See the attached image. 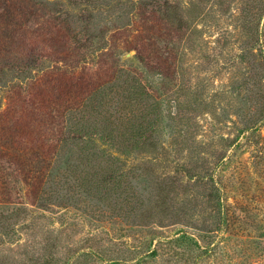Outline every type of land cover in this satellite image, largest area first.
Returning a JSON list of instances; mask_svg holds the SVG:
<instances>
[{"label":"rangeland","instance_id":"374dc122","mask_svg":"<svg viewBox=\"0 0 264 264\" xmlns=\"http://www.w3.org/2000/svg\"><path fill=\"white\" fill-rule=\"evenodd\" d=\"M56 3L67 11L64 1ZM248 3L99 0L97 7L80 11L92 19L89 47L103 50L115 59V67L137 73L155 91L161 104L158 148L153 153L152 145L123 158L130 184L113 200L76 191L77 176L63 175L67 158L59 165L60 174L53 163L44 165V174L64 184L59 194L48 186L43 193L42 186L33 192L24 174L5 171L9 178L0 189V264H66L70 259V264H136L133 259L146 252L153 234L172 237L204 225L215 228L207 180L188 181L191 172L215 179L239 172L264 183L259 153L264 151V125L259 142L258 135L247 142L250 132L243 131L244 121L253 115L249 65L239 58L248 42ZM169 11L170 23L165 21ZM97 55L85 58L88 66L99 65ZM11 96L9 84H0V114L14 110ZM0 143L12 156L10 140ZM6 158L0 156V164L8 168ZM29 159L36 167L42 165L36 155ZM163 182L166 191L159 196ZM175 208L185 214L176 215ZM257 246H249L253 258L243 263L231 243L230 258L214 264H264V252Z\"/></svg>","mask_w":264,"mask_h":264},{"label":"trees","instance_id":"16d2710c","mask_svg":"<svg viewBox=\"0 0 264 264\" xmlns=\"http://www.w3.org/2000/svg\"><path fill=\"white\" fill-rule=\"evenodd\" d=\"M57 1L65 2L66 12ZM98 5L99 0H0V84H9L14 107L0 114V140H10L14 150L9 156L0 143L1 158H10L5 161L10 167L0 164V189L9 178L5 171L15 170L24 174L33 192L42 186L43 193L48 186L59 194L64 184L44 174V165L53 163L60 174L59 165L67 158L68 173L63 175L77 176L76 191L113 200L130 184L123 158L152 145L153 153L157 150L161 104L155 91L137 73L115 67V59L103 50L89 47L92 19L80 11ZM166 14L165 21L172 22L170 11ZM245 22L248 42L239 58L249 65L253 115L244 121L243 131L250 132L247 142L256 135L259 142L264 125V0H249ZM91 53L98 54L95 68L85 61ZM46 61L50 65L45 68ZM259 153L263 164L264 151ZM32 155L40 167L33 165ZM231 175L215 179L191 172L188 181L207 180L215 228L204 225L172 237L153 234L146 252L133 259L136 264H214L230 258L231 243L243 263L253 258L251 244L264 252L263 179ZM165 187L163 182L159 196Z\"/></svg>","mask_w":264,"mask_h":264}]
</instances>
